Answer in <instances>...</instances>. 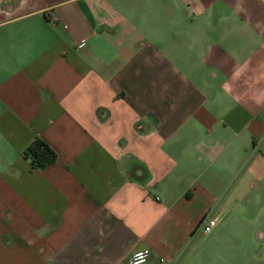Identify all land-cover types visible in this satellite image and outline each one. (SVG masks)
I'll list each match as a JSON object with an SVG mask.
<instances>
[{"label": "crops", "instance_id": "0c3cea01", "mask_svg": "<svg viewBox=\"0 0 264 264\" xmlns=\"http://www.w3.org/2000/svg\"><path fill=\"white\" fill-rule=\"evenodd\" d=\"M144 246L264 264V0H0V264Z\"/></svg>", "mask_w": 264, "mask_h": 264}, {"label": "trees", "instance_id": "16d2710c", "mask_svg": "<svg viewBox=\"0 0 264 264\" xmlns=\"http://www.w3.org/2000/svg\"><path fill=\"white\" fill-rule=\"evenodd\" d=\"M33 168L42 169L56 158L54 149L39 135H33L21 149Z\"/></svg>", "mask_w": 264, "mask_h": 264}, {"label": "built area", "instance_id": "2783aa9c", "mask_svg": "<svg viewBox=\"0 0 264 264\" xmlns=\"http://www.w3.org/2000/svg\"><path fill=\"white\" fill-rule=\"evenodd\" d=\"M216 222V216H207L200 220L202 225V231L206 232L209 230ZM150 255V250L148 247H140L133 250L128 256L125 264H140L144 262Z\"/></svg>", "mask_w": 264, "mask_h": 264}, {"label": "rangeland", "instance_id": "374dc122", "mask_svg": "<svg viewBox=\"0 0 264 264\" xmlns=\"http://www.w3.org/2000/svg\"><path fill=\"white\" fill-rule=\"evenodd\" d=\"M238 224H240V225H241V227H242V223H239V220H237V221L235 222V224H234V225H235V227H237V226H238ZM242 229H243V228H242ZM243 230H244V229H243ZM244 231H245V230H244ZM147 259H148V258H147ZM147 259H146V260H147ZM146 260H145V261H146Z\"/></svg>", "mask_w": 264, "mask_h": 264}]
</instances>
